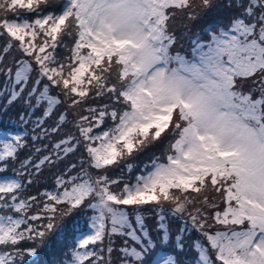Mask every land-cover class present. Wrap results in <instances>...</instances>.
Returning <instances> with one entry per match:
<instances>
[{"label":"snow or ice","instance_id":"1","mask_svg":"<svg viewBox=\"0 0 264 264\" xmlns=\"http://www.w3.org/2000/svg\"><path fill=\"white\" fill-rule=\"evenodd\" d=\"M17 104L0 264H264V0H0V116Z\"/></svg>","mask_w":264,"mask_h":264},{"label":"rangeland","instance_id":"2","mask_svg":"<svg viewBox=\"0 0 264 264\" xmlns=\"http://www.w3.org/2000/svg\"><path fill=\"white\" fill-rule=\"evenodd\" d=\"M224 0H221V3H223ZM229 13V10L226 9V8H221V9H217V10H214L213 12L209 13L208 15L204 16L203 18H201L199 21L193 23L191 25V32L189 33V36L190 35H193V34H196V33H199L201 29L204 28V26H206L207 24H209V20L210 19H214V18H219V17H225L227 14ZM182 44H184V47L185 49H187L188 47V37L186 36L184 39H182L181 41ZM21 109V106L20 105H14L12 108H10L8 110V112H14L15 115H9L7 114V117L10 118L11 120H13L14 118L17 119V126L22 128L20 129L19 131H15V132H10V133H2L0 134V139H4V138H7V136L10 134V135H15V134H28L30 135L31 134V128H32V125L29 124L27 125V127H25L21 122L20 120L18 119L17 117V113L20 111ZM12 114V113H11ZM41 113L40 111H38V114H36V116H26L25 119H29V120H34L37 116H39ZM4 117V115L0 116V119H2ZM9 121L11 123H13L12 121ZM48 123H51V120L48 121ZM31 148V144L29 145V149ZM161 149L159 148H156V149H153L151 150L150 152L146 153V154H141L139 155L138 157H136L134 163L137 164V165H140L142 166L143 164L147 163L152 155L155 153L157 155H159ZM138 169V168H137ZM10 170V169H9ZM11 172V170H10ZM43 176L45 177V179H42L39 183L40 185H45L44 188H42V190H44L45 188H51L53 186L52 184V180L49 178L50 177V173L47 171V169L44 170L43 172ZM41 190V191H42ZM71 219V218H69ZM77 222L78 224L80 225V229L83 227L82 225H85L86 226V222L88 220V215L87 214H80L77 218ZM147 224L150 228H154L155 226V219L154 218H150L147 220ZM171 227V230L173 232L176 231L178 225L176 223H172L170 225ZM87 229H84L83 231H86ZM190 235H194V234H191ZM74 240H73V237L72 235L70 234L68 236V238L65 240V244L68 245V246H71L73 244ZM64 251H70V247L68 249H57V252H56V255H53L49 250L47 249H44V250H40L39 252V256L38 257H33V258H28V257H25V261H28L29 264H31V261L34 260L36 262V264H55V262L58 260V259H61L64 255Z\"/></svg>","mask_w":264,"mask_h":264},{"label":"trees","instance_id":"3","mask_svg":"<svg viewBox=\"0 0 264 264\" xmlns=\"http://www.w3.org/2000/svg\"><path fill=\"white\" fill-rule=\"evenodd\" d=\"M222 17L219 18H212L209 20L210 22H213L215 20L221 19ZM205 27V26H204ZM12 113V114H11ZM7 114L9 115H15L14 112H7ZM7 114L4 115V117L2 119H0V134L2 133H10V132H15V131H19L20 129H22L19 125V127L17 126V119L14 118L13 120H11L10 118L7 117ZM36 114H38V111L36 112ZM12 121L13 123L9 122ZM30 149H25L24 152L21 153V158H24ZM139 171V168L137 169V172ZM7 174H11L10 170ZM45 185H40V183L38 184H34L30 187L28 193L26 195H38V193L42 190V188H44ZM83 227L80 229L81 231H83L84 229H86L85 225H82ZM73 237V236H72ZM34 246V245H33Z\"/></svg>","mask_w":264,"mask_h":264}]
</instances>
